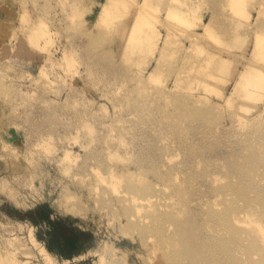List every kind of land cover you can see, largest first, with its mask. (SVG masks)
Listing matches in <instances>:
<instances>
[{"label":"rangeland","instance_id":"rangeland-1","mask_svg":"<svg viewBox=\"0 0 264 264\" xmlns=\"http://www.w3.org/2000/svg\"><path fill=\"white\" fill-rule=\"evenodd\" d=\"M139 162L162 173L132 174L166 190L159 226L126 201ZM231 162L264 174V0H0V264L224 259L206 202ZM246 244L241 264H264Z\"/></svg>","mask_w":264,"mask_h":264},{"label":"bare ground","instance_id":"bare-ground-1","mask_svg":"<svg viewBox=\"0 0 264 264\" xmlns=\"http://www.w3.org/2000/svg\"><path fill=\"white\" fill-rule=\"evenodd\" d=\"M134 8H132V9H134ZM133 11H135V9ZM133 11L131 10L132 13H133ZM136 11H138L137 8H136ZM139 12L140 11H138L137 13H139ZM135 13L136 12H134V14ZM139 15L140 14H138V16ZM134 16H133L134 18L131 21L129 27H130V29L132 27L131 32L135 33V31L137 32V29L142 27L144 17H142L143 20L140 21L138 19L139 17H137V14ZM246 16H247L246 18L248 19L249 16L248 15H246ZM144 22H145V20H144ZM199 22L200 23H197V25H198V27L200 26L203 29L204 34H211L213 22H211V21L209 23H203L202 21H199ZM131 38H132V36H131ZM194 40H195V37H194ZM188 41H189L188 42L189 46L190 45L192 46V44L194 45L193 35H192V37H190L188 39ZM190 43H192V44H190ZM255 48H257V49L259 48L258 39L255 40ZM190 50H189V52H190ZM261 50H262V48H261ZM254 55H256V53H254ZM159 57H160V55H159ZM252 145L254 146L255 143L252 140H249L247 151L251 148ZM244 157H242V158H244ZM247 161H249V160H247ZM230 166H231V167H229L230 169L228 168V172H229L230 177L228 178L227 181L224 180L225 181L224 182L223 178H221L220 176L216 177L215 174L212 175L211 179H213V183L218 185L219 188L217 190V194L215 195V199L212 201L206 202L207 207L211 206L212 210H214L217 213V214H215V212H214V214H213L214 220L215 221L216 220H218V221L222 220L221 222L219 221L218 228L216 229L218 236H219V239L222 240V239H224L225 235L229 234L228 232L231 233V238H230L231 244L229 245L228 250H225L226 252L221 251L224 249L222 246L225 244L222 241L219 242V244L217 242V243H212L210 245L214 254L224 253V256H225L224 259L222 257L218 256L217 260L214 259V261H212L213 264H241L242 257H240L239 254L241 253L242 255H244L242 253V251L240 250V245L242 244V240L247 241L248 244L250 243L249 245L252 248L251 251L249 252L250 253L249 256L247 255V257L254 255V257H257V258L258 257L264 258V235H259L260 234L259 223H258V229L251 230V232H250L251 234H249V230H248V232L246 230L247 227H249L246 223H248V221L251 219V213L254 214L255 217H257V211L251 210L252 207L256 206L257 209H262V207H263V209H264V188L263 187L260 188L259 185L257 184V181H256L257 178H260V176L264 177V174L260 175V176L258 174H237V171H238L237 165L235 167H233L234 162H231ZM144 167H145V164H141L139 162V167H137V168L135 167L136 172L131 171V169H126V168H125V170L123 169V171L121 172V174H125V176L123 177V182H125L128 185L129 191L134 192L137 196L138 195L141 196V197H137L135 199H128L126 201L133 205L132 206L133 210H134V208L135 209L136 208L145 209V210L147 209V212H148L147 215L150 218L153 217L154 221H158V223H159L158 226H159L162 223V221L164 220V213L159 214L160 213L159 211L162 210L161 208H165V207H166V209H169V205L166 203V201H167L166 195H165L166 190H164V188H163L159 191H156L155 196H153V195L150 196V193L145 192L141 187L142 183L145 181L144 177L134 176L132 174H142L139 172L140 169H142V170L145 169L146 174H162V173H160V171L156 168L147 167V169H146ZM230 172H231V174H230ZM164 183L166 184L165 188H168L169 186L170 187L172 186V188H175V187L178 188L179 187L178 184L172 183V185H171V182L169 181L168 176H166V175L164 176ZM146 185H148V184H146ZM212 186H213V184H212ZM258 189L260 191H258ZM145 190H147V189L145 188ZM255 192L258 193V196L251 203L250 194L255 193ZM180 194H181V190L176 189V200H177V202L183 203V205L189 204V203H185L183 196L181 197ZM152 197H154V201L151 202L150 199ZM260 206H262V207H260ZM215 207L218 208V211L216 210ZM63 211H65V210H63ZM156 212H158V215L156 214ZM62 213L64 214L65 212H62ZM259 219L260 220L264 219V211L259 212ZM262 222H264V221H262ZM253 224H256V222L253 221ZM253 224L251 223L252 229H254ZM155 225H156V223H155ZM232 225H234V228H232ZM251 239H253V241H251ZM236 240H238L240 243V245L237 249L234 247ZM220 244L222 246H219ZM248 244H246V246ZM184 251L186 252L188 258H190L188 260V264H212V262L207 260V256L205 254H203V255L198 254L197 256L192 257V256H190V253H192V252H190L189 247H186ZM236 254L238 255V257H235ZM243 262H245V260H243ZM251 262H252V264H257L254 262L253 259H251Z\"/></svg>","mask_w":264,"mask_h":264}]
</instances>
